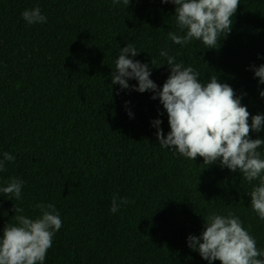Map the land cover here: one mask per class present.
Segmentation results:
<instances>
[{
	"label": "trees",
	"instance_id": "1",
	"mask_svg": "<svg viewBox=\"0 0 264 264\" xmlns=\"http://www.w3.org/2000/svg\"><path fill=\"white\" fill-rule=\"evenodd\" d=\"M0 264H264V0H0Z\"/></svg>",
	"mask_w": 264,
	"mask_h": 264
},
{
	"label": "rangeland",
	"instance_id": "2",
	"mask_svg": "<svg viewBox=\"0 0 264 264\" xmlns=\"http://www.w3.org/2000/svg\"><path fill=\"white\" fill-rule=\"evenodd\" d=\"M11 50V49H10ZM16 57L21 58V54L19 53V50H13Z\"/></svg>",
	"mask_w": 264,
	"mask_h": 264
}]
</instances>
